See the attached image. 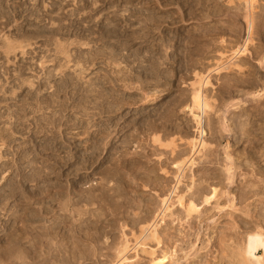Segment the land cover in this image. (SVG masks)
I'll use <instances>...</instances> for the list:
<instances>
[{"label": "rangeland", "instance_id": "obj_1", "mask_svg": "<svg viewBox=\"0 0 264 264\" xmlns=\"http://www.w3.org/2000/svg\"><path fill=\"white\" fill-rule=\"evenodd\" d=\"M148 1L0 0V247L6 246L4 237L13 230L10 220L36 208L28 207L33 198L47 202L56 193L72 198L80 194L82 200L107 194L106 202L91 206L85 200L78 204L80 209L66 211L53 201L50 216L64 219L59 231L65 234L64 247L59 248L60 243L54 247L61 249L59 259L70 257L65 264H116L123 233L130 245L134 242L131 230L137 228L130 220L136 215L143 222L151 220L160 198L174 184L161 169H170L177 156L154 144L153 137L163 142L174 138L177 150L187 153L184 140L196 134L192 118L184 112L190 101L188 85L195 73L211 71L206 94L214 108L205 117L210 152L187 172L180 191L187 194L188 186L196 191L200 186L209 192L214 186L217 195L204 205L196 193L200 211L188 218L174 204L173 215L158 230L160 246L151 243L145 248L151 246L156 256L166 252L165 264L239 263L237 244L243 243L246 232L241 227L243 213L247 209L255 213L257 205L264 208L262 195L251 193L245 203L240 198L264 179V143L248 141L240 131L251 115V132L260 137L264 129V0H258L261 15L254 22L249 55L240 58L245 69L218 73L215 67L226 64L246 37V24L241 12L233 9L235 3L163 0L164 6L158 7L157 0H151L157 16H162L152 23L144 20ZM207 12L210 17L204 19ZM257 94L261 99L255 98ZM222 113L229 131L221 130ZM227 145L235 164L230 185L220 172ZM116 188L121 196L115 194ZM94 212L103 213V223L83 224L84 219H95ZM70 222L74 230L80 223L88 229L72 238ZM124 223L128 228L123 230ZM13 225L23 228L22 221ZM261 254L256 252V257ZM126 257L131 260L123 264H150L140 251L130 250Z\"/></svg>", "mask_w": 264, "mask_h": 264}, {"label": "bare ground", "instance_id": "obj_2", "mask_svg": "<svg viewBox=\"0 0 264 264\" xmlns=\"http://www.w3.org/2000/svg\"><path fill=\"white\" fill-rule=\"evenodd\" d=\"M160 1L162 2L163 0H157L158 3H156V5L158 7H161L164 4V3H162V5H161V2ZM164 1H166V0H164ZM195 1H197V0H195ZM201 1L203 3H207V2L209 3V0H201ZM234 1L233 0H229L228 3L230 5H232V4L235 3V6L233 7V9L237 13L238 12H241L242 18L244 19V22L246 24V37H245V39H244V41H243L242 44H240L239 46L235 47V49H233V50L231 49L232 50L231 51V54H229L230 56L228 55L230 57V59H228V61H227L226 64H224V62H222L220 65L219 64L217 65V68L215 67V69L213 71H215L217 73L220 72V71L232 70V69H237L238 72H241V71H243V69H245L244 68L245 66H242V61H240V58L241 57H244V56H247V54L249 55V49H250L249 46L253 42L252 36H253L254 27H255L254 26L255 25L254 22H255V19L258 16L261 15L260 12H258L259 8H261L260 5L258 4V0H234ZM151 2L152 1L149 0L147 2V5H145V7H144L145 8V14H144V16L147 18L146 19L144 17L145 18L144 20L149 21V22H152V23H156V22H159L158 19H159V17L161 18L162 16H159V17L157 16V13L158 12L155 13L156 10L154 11V7L152 8L153 4L151 5ZM168 2H169V0H168ZM199 3H197V5H199ZM190 4H189V6H190ZM193 5H194V3H193ZM191 7L192 6H190V8ZM199 13H200V10H199ZM209 13L207 12V14L204 15V19H208L210 17L209 16ZM168 15H171V13L168 14ZM168 15H166V16H168ZM175 15H173V16H175ZM182 16L184 17V14ZM168 17H170V16H168ZM200 17H202V14H201ZM163 20H165V18H163ZM169 20H171V18ZM146 21H145V23H146ZM149 24H148V26H149ZM224 43L225 42H223V44ZM258 63L260 65L262 64L261 61H259ZM210 72L207 75L206 74L205 75H201L200 73H195L194 78H193V81L188 85L189 90H190V95L188 94L190 96L189 97V100L190 101H189V104L185 106V111L184 112H186L188 114V116H190L192 118V121H193L194 126H195V129L194 130H195V133L196 134L194 135V137L188 138L187 140H184V144L187 146V153H182V151H180L181 152L180 153L177 150L178 149V145L176 144L174 138L173 139L171 138L170 140H168L166 142H163L162 139H160V137H158L156 135L153 137V143L154 144L157 143L161 148H165V149H168V150L170 149V154L173 155V156L174 155L177 156L176 159H175V161L172 159V162H174V163L173 164L171 163L170 169L167 170L165 168H162V169L160 168L161 169V172L166 177H169L170 175L172 176V179H173L174 184L170 187V189H169L168 193L166 194V196L160 198L158 210L155 212V214L153 215V218L151 220H145L143 222V221L140 220L141 217L139 218L137 215H136L137 219L135 217L136 220H134V218L132 220H130L131 227H134L135 226L137 228V231L136 232H134L133 230H131V235H132V238H133V241L134 242L132 243V245H130V241L127 238L128 236L123 233L122 241L119 244V250H117V253H118V255H117L118 256V261H117L116 264H123L124 262H127V261L131 260V259H128L126 257L130 250H134L137 253H139V251H140L143 255L148 256L149 259H150L149 260V263L150 264H165L167 262V259H168V256H167L166 252L161 251L160 254H159V256H156L155 249H152L151 246H150L149 249H146L145 247L147 245L151 244V243H155V245L158 246V247L160 246V244H161V240L160 239L161 238H160V233H159L158 230H159L161 224L164 223V220H166L165 218L167 216H170V214H172V211L174 209V204H176V207H179L180 209H183L184 212H185L186 217L188 218V217L193 216L194 214H198L199 211H200L199 210V207H198V205L196 204V201H195V194L196 193H198L197 194L198 195L197 198H200L201 197V203L204 204V205H208L211 202V200L213 198H215L216 195H217V187H214V186L213 187L211 186V191H209V192H206L205 189L203 190V189L199 188L200 186L197 187L198 188L197 191H196L195 188H193L194 186L193 187L188 186L187 187V190H186L187 194H185V193L183 194L180 191V186L183 183L182 180H184V178H186L185 175L187 174V172H193L194 168H196L197 167L196 165H198V163H199L198 162V159L201 160V158L205 155V152L209 149V146H211V144H209L207 142V139H206L207 136H208V134H207L208 127L206 128V125H205V121H206L205 120L206 119L205 117H207L210 114L209 112L213 111V108H214L213 107L214 105H212V104H214L212 102L214 100L211 101V99L208 98V96H207L208 94H206L207 93V89L211 85L209 76H210V74L212 72L211 73ZM252 86H253V84H252ZM262 91H260L259 93H261ZM250 97H251V95H250ZM261 97H262V94L255 95V98H260L261 99ZM253 98L254 97L252 96V99ZM243 104H245V103H243ZM252 117L253 116L251 115L250 119L247 117V119H249V120H247V121L244 120L245 122H242V124L240 123L241 124V127L243 126L241 128L243 130H240V131L243 132L242 134L244 136H246L247 140L249 138L248 141H250V140L251 141H254L255 139H257V140L263 141L262 143H264V129H261L260 130L261 133H262V134L260 133L261 134L260 137H258L257 134L255 135L254 132H251V127L254 125V120H252L253 119ZM262 124H263V122H262ZM220 125H221V130L229 131L228 125H227V121H226L225 116H224V113H222V115H221ZM235 125H237V124H235ZM237 129H240V128L237 127ZM240 131H238V132H240ZM97 134H99V133H97ZM94 139H95V137H94ZM179 139H180V137H179ZM180 141H183V139H180ZM94 144H96V142ZM252 144H254V142ZM94 149H97L96 148V145H93V150ZM228 149H229V145H227V147H225V151H224V154H225V156H224L225 165H223V168H222V170L220 172L224 176L225 181L228 182L227 184L230 185L232 183L233 179H234L235 164L233 163V157L231 156V154L228 151ZM262 155L264 156V153ZM208 156H209V154H208ZM247 167H249V166H247ZM258 171H257V173H258ZM221 174H219V177H220ZM115 178H116L115 180L120 181L119 180L120 177L118 178L117 175H116ZM118 181H116V182L119 183ZM190 181H191V183L193 182V185H194V182L195 181H194V176L193 175L190 178ZM119 185H120V183H119ZM119 185L117 184L116 187H118ZM36 186H37V184H36ZM216 186H218V185H216ZM192 188H193V191H192ZM250 188H253V189L255 188V190H252L251 189L248 192L247 191L245 192V190H244V192H242L241 197H240L242 203H245L246 200H248V195L252 193L253 195H256V196L262 195L263 196L261 198V199H263V203L262 204H264V179H262V180L260 179L259 183H256V184L251 185ZM117 191H120V188L116 190L115 194H118ZM61 194L62 193H56L55 195H53L54 197L53 196L52 197L49 196L50 197L49 198L50 200L49 201L47 200V202L44 201L46 199H43L42 200V198L41 199L40 198H38V199L33 198L32 199V202H31V200L29 201L28 207L34 205L36 208H34L32 211H30L27 214H26V212H24L25 216L20 215V214L17 216V214H16V217H13L10 220V221L13 220V223H11L13 230H12V232H10L9 235H6L4 237L6 239V242H5L6 243V246H1L0 247V264H54V262L55 263L61 262L59 264H62L64 262L65 263L68 262V260L70 261V257H68L69 258L68 260L67 259L65 260V257L63 258L64 260L62 258L59 259V256L62 254V252L60 254V250L63 249L62 247H64V240H65V237H64L65 234L64 235H61V233H60L61 232L60 231L61 230L60 225L64 222V219L63 220H59L61 218H60V216L58 214L56 215V213H53V214L56 215L55 218L58 216L59 219H57V220L52 219L51 216H53V215H52V210H51V204L50 203H52L53 201H55V202L56 201H59L58 204L60 203L61 210L62 211H66V210H68V208H72V207L73 208H76L78 206V204H82L83 201H85V200L87 201V204H89L91 206L92 205L94 206L95 203L98 200H101V201L103 200L104 202H106L108 200V198H107V194L106 195L103 194V195H98V196H95L94 195L95 197L88 196V198H86V199L83 198L84 200H82L83 195L81 196L80 194H76V195L73 194L74 195L73 196L74 198L69 197V195H71V194H68V193H66L65 195L62 194L63 196ZM121 195L118 194L117 196H121ZM187 195H189V197H188L189 199H188V203L186 204L185 198H186ZM173 197L176 198V199H175L174 203L172 204L171 203L172 202L171 200H172ZM43 198H45V197H43ZM116 198H118V197H116ZM4 200L7 201L8 199H4ZM260 200H258V201H260ZM81 201H82V203H81ZM6 203H4V204H6ZM115 204H116V202H115ZM260 204H261V202H260ZM117 207H119V206L117 205ZM248 208H249V206H248ZM79 209H80V207H79ZM29 210H31V209H29ZM255 210H257L255 213L252 212L249 209H247L243 213L245 217L242 218V221H241V225L242 226L241 225L240 226L244 230H246V232L244 234L245 237L243 238V243L241 242L242 241L241 240L240 242L242 244L239 245L240 242H239V240L237 241V242H239V244H237V247H239V249L237 250L238 251V255L236 253L235 254L237 256H239V258L237 260V262H239L238 264H264V208H260L257 205V208ZM53 212H54V210H53ZM76 212H77V214H80V216H82L81 215V212H79V210H75L74 211V213H76ZM147 212H149L148 209H147L146 213ZM60 215H61V212H60ZM98 215L99 214L96 215L95 212H94V214L92 215V217L95 218V219L94 220H92V219H84L86 221H83L84 222L83 224H86V222H87L88 226L90 227L92 225H96V223H98L99 221H100V223H103L102 220H100V217L103 216V213H102V216H98ZM83 216H85V215L83 214ZM72 217H73V215H72ZM254 217H256V221H253V218ZM66 218H65V220H66ZM70 219H72V218L70 217ZM142 219H143V217H142ZM73 220L74 219H72V221ZM81 220H83V218ZM97 220H99V221H97ZM18 221H22V227H23L22 229L21 228L18 229V228H16L13 225V224H15ZM78 221H79V219H78ZM70 224L72 226V228H70L71 229V232L73 234L72 238H74L76 234H78L80 231L83 230L84 227H86L84 225H83L84 227H80V226H82V225H80L81 224L80 223L79 226L76 227L78 229H75L74 230L72 222H70ZM70 224H68V225H70ZM127 226L128 225H126L124 223L121 228L124 230L125 228H128ZM97 227H96V231H98L97 230ZM94 228H95V226H94ZM99 228L100 227H98V229ZM70 229H68V230H70ZM92 230H94V229H92ZM71 232H70V235H71ZM88 232H87V234H88V236H90L92 233L89 234ZM62 234H63V232H62ZM99 235L101 236L100 233H99ZM99 235H97V236H99ZM83 236H85V234ZM90 238H93V237L90 236ZM90 238L88 237V240H90ZM96 240H98V239L96 238ZM96 240L94 239V242ZM57 244H59L58 246H59V248H61V249H59V251H58V248L55 250V247H56ZM130 246H133V248L130 249L131 248ZM137 249H138V251H137ZM231 249H233V248H231ZM237 251H235V252H237ZM258 251H262V254H261L262 256H259V257L257 256L256 257V252H258ZM64 252L66 253V251H64ZM64 252H63V254H64ZM80 253H82V251ZM73 256L71 257V260H72ZM135 257H136V255H135Z\"/></svg>", "mask_w": 264, "mask_h": 264}]
</instances>
